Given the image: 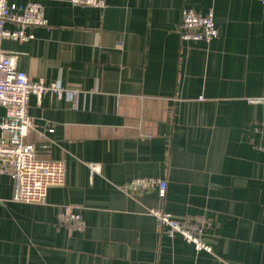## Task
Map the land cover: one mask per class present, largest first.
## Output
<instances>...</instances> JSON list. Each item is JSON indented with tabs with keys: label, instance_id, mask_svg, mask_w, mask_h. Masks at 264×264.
I'll use <instances>...</instances> for the list:
<instances>
[{
	"label": "crops",
	"instance_id": "0c3cea01",
	"mask_svg": "<svg viewBox=\"0 0 264 264\" xmlns=\"http://www.w3.org/2000/svg\"><path fill=\"white\" fill-rule=\"evenodd\" d=\"M8 1L39 2L47 21L2 41L17 69L81 93L75 110L29 98L26 142L64 163L65 183L18 203L0 174V264H264V105L246 102L264 95L260 0ZM184 7L212 11V42L180 40ZM141 177L164 180L165 196L123 189ZM65 206L82 231L59 223ZM149 209L208 220L212 252L160 231Z\"/></svg>",
	"mask_w": 264,
	"mask_h": 264
},
{
	"label": "built area",
	"instance_id": "2783aa9c",
	"mask_svg": "<svg viewBox=\"0 0 264 264\" xmlns=\"http://www.w3.org/2000/svg\"><path fill=\"white\" fill-rule=\"evenodd\" d=\"M73 6L103 9L105 0H69ZM264 9V0H260ZM10 24L13 28H6ZM47 21L39 2L26 4L0 0V174L7 175L13 182L12 200L18 203L44 204L47 191L51 187H62L65 183V165L62 161L40 160L36 157L33 145L26 138L34 131V124L28 115L30 96L40 100L43 96L65 97L72 109L78 107V88H66L59 82L46 84L43 78L32 80L26 73L17 69L16 57L1 48L4 40L27 42L33 39L28 28L44 27ZM179 38L182 42H202L209 44L217 37L213 13L209 10L200 14L190 8H182ZM122 48L121 43L116 44ZM249 104H264V95L246 99ZM260 134V149H264V126L255 129ZM125 191H149L156 189L163 198L166 182L159 178H134L123 187ZM148 214L155 218L158 229L169 237L179 235L191 244L196 252H212L211 244L205 238L208 220L193 218L180 221L172 214L159 209H149ZM59 223L68 225L74 231H82L85 222L79 213L65 206L58 216Z\"/></svg>",
	"mask_w": 264,
	"mask_h": 264
},
{
	"label": "rangeland",
	"instance_id": "374dc122",
	"mask_svg": "<svg viewBox=\"0 0 264 264\" xmlns=\"http://www.w3.org/2000/svg\"><path fill=\"white\" fill-rule=\"evenodd\" d=\"M247 102V101H246ZM253 105H257V104H253ZM264 104H262V106H263Z\"/></svg>",
	"mask_w": 264,
	"mask_h": 264
}]
</instances>
